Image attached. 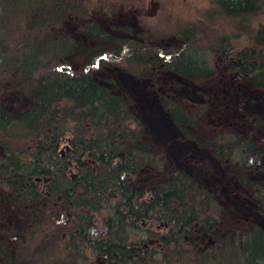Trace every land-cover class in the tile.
<instances>
[{"label":"trees","instance_id":"1","mask_svg":"<svg viewBox=\"0 0 264 264\" xmlns=\"http://www.w3.org/2000/svg\"><path fill=\"white\" fill-rule=\"evenodd\" d=\"M99 1L101 11L91 0H0V25L8 26L19 11L26 31L9 42L0 40V77L11 74L28 82L31 94L29 105L18 113L0 105V210L3 202L25 219L23 226H0L2 263L86 264L82 260L89 247L95 254L110 255L113 264H264V229L258 224L227 228L215 193L184 169L165 171L163 151L145 139L130 94L99 81L94 73L107 62L148 80L189 138L254 172L258 166L246 156L260 147L248 136L197 137L191 130L196 112L187 111L169 97L171 90L158 85L157 66L198 80L211 75V65L197 47L204 22L189 19L166 27L160 36L175 35L177 42L164 52L135 13L124 29L141 30L140 38L107 30L102 18L124 0H118L122 5ZM212 1L215 8L207 11V19L231 18L240 29L264 12V0ZM74 30L85 33L92 45L74 39ZM207 44L211 50L219 46L215 63L264 87V22L245 47L235 50L227 35ZM77 48H84L85 59L73 67L68 55ZM51 160L58 165L52 167ZM248 173L243 178L264 215L263 184ZM104 209L110 213L103 216L102 230L95 222ZM147 220L157 222V229L146 231L160 249L143 238L127 241L126 226L137 228ZM91 227L100 233L94 235Z\"/></svg>","mask_w":264,"mask_h":264},{"label":"rangeland","instance_id":"2","mask_svg":"<svg viewBox=\"0 0 264 264\" xmlns=\"http://www.w3.org/2000/svg\"><path fill=\"white\" fill-rule=\"evenodd\" d=\"M110 1L121 4L118 0ZM100 2L91 0L92 6L101 11ZM123 5L113 11L110 17L102 18L101 24L114 34L130 35L138 39L141 30L133 26L130 30L124 29L132 23L130 16L135 13L140 18L139 25L154 33L155 43L160 45L164 52L170 51L171 45L177 42L175 35L160 36L166 27L189 19L191 21L199 19L204 22L205 27L201 29L203 31L197 33L198 39L199 37L202 39L197 47L200 53L204 52L206 55L211 65V75L198 80L172 69L157 66L158 85L164 91L171 90L172 94L169 97L174 98L187 111L196 112L197 124L191 127V130L197 137L215 138L220 133L248 136L251 142L260 147V151L256 152L260 156L252 157L249 161L251 154H248L246 160L252 165H257L258 168L248 173L246 168L237 164L236 159L228 160L215 156L209 147L189 138L173 121L160 97L156 96L150 83L146 82L148 80L138 78L122 64L100 63V66L95 67L94 70L96 77L99 81L130 94L133 100L132 108L145 129V139L163 151L164 170L184 169L214 192L220 200V211L227 228L232 229L238 225L245 229L248 225L258 224L264 229V215L257 210L256 200L251 193L252 187L243 178L248 173L249 178L261 181L264 187V87L254 85L244 76L237 75L234 69L215 63L213 59L219 57V46H215L216 50L206 48L209 39L220 35H227L235 50L247 46L254 29L264 22V12L252 17L248 27L240 29L231 18L218 15L207 19L205 16L207 11L213 12L215 8L212 0H124ZM18 12L13 13V20L11 19L8 26L0 25V40L9 42L15 36H20V33H26ZM2 14L0 8V16ZM72 36L82 45L93 43L80 30H74ZM68 59L73 67L80 65L85 59L84 48L72 51ZM151 74L153 70L150 69L146 78L149 79ZM27 83L11 74L0 77V105L4 110L18 113L29 105L31 94ZM65 145L66 140L61 143V150ZM5 206L6 204L2 202L0 226L8 227L10 224L23 226L25 219L19 217L22 212ZM109 213V210L104 209L96 216L95 224L100 226L103 216ZM56 216L57 219L60 218V215ZM156 224L157 222L151 223L147 220L137 228L126 226L127 241H137L141 238L149 241L151 237L147 235L146 229H157ZM158 229L164 230L161 227ZM37 237L38 234L32 238L34 246ZM148 244L149 247L160 249L157 241H149ZM82 262L113 264L102 256L98 258L89 247H86ZM0 264H3L1 258Z\"/></svg>","mask_w":264,"mask_h":264},{"label":"water","instance_id":"3","mask_svg":"<svg viewBox=\"0 0 264 264\" xmlns=\"http://www.w3.org/2000/svg\"><path fill=\"white\" fill-rule=\"evenodd\" d=\"M255 156H259V154L258 153H255ZM251 158V157H250ZM58 163H59V161H54V160H51L50 162H49V164L53 167V166H57L58 165ZM72 176H73V172H71L70 173V178H72ZM99 227H101V229L102 230H105L106 229V227L103 225V224H101ZM94 229H96V228H94V227H91V229H90V231H93ZM156 241V239L155 238H150L149 239V241ZM104 257V258H106V260H107V262H109L110 261V255H108L107 253H103V254H98L97 255V257L99 258V257Z\"/></svg>","mask_w":264,"mask_h":264},{"label":"flooded vegetation","instance_id":"4","mask_svg":"<svg viewBox=\"0 0 264 264\" xmlns=\"http://www.w3.org/2000/svg\"><path fill=\"white\" fill-rule=\"evenodd\" d=\"M255 153H256V152H254V153L250 156L251 158H249V161L252 160V157L259 158L260 155H259V156H255ZM91 232L94 233V235H97V234L99 233V228H96V229H94V230L91 231ZM148 242H149V241H148ZM143 244H144V246H147V245H148L146 242H144ZM98 254H100V253H97L96 256H97Z\"/></svg>","mask_w":264,"mask_h":264}]
</instances>
